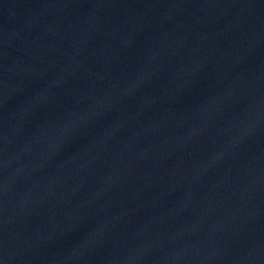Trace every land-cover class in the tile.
Returning <instances> with one entry per match:
<instances>
[{"label":"water","instance_id":"obj_1","mask_svg":"<svg viewBox=\"0 0 264 264\" xmlns=\"http://www.w3.org/2000/svg\"><path fill=\"white\" fill-rule=\"evenodd\" d=\"M0 264H264V0H0Z\"/></svg>","mask_w":264,"mask_h":264}]
</instances>
